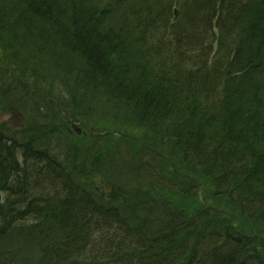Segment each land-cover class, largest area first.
<instances>
[{
	"label": "trees",
	"instance_id": "1",
	"mask_svg": "<svg viewBox=\"0 0 264 264\" xmlns=\"http://www.w3.org/2000/svg\"><path fill=\"white\" fill-rule=\"evenodd\" d=\"M0 53V264H264V0H0ZM202 183L233 217L154 213Z\"/></svg>",
	"mask_w": 264,
	"mask_h": 264
},
{
	"label": "rangeland",
	"instance_id": "2",
	"mask_svg": "<svg viewBox=\"0 0 264 264\" xmlns=\"http://www.w3.org/2000/svg\"><path fill=\"white\" fill-rule=\"evenodd\" d=\"M5 42L7 43V40ZM3 44L5 43L3 42ZM6 56L7 55L5 54L2 55V53H0V71L4 73L8 79H11V80L18 79L17 76H15L16 75L15 72H13L12 74L9 70L6 69L7 66L11 65L10 64L11 60ZM41 91L44 93L47 92L43 89H41ZM48 94H50L52 97L55 94L57 95V101H59V105H60L58 107H57L58 102L54 101L55 98H53L52 100V99H46L43 96L41 97L44 98V101L50 102V103H47L50 107L52 106L51 103L53 104V106L56 105V108L54 107L53 110L55 109V112L59 113L57 119L63 122L61 133L66 134L68 135V137H70L69 142L75 145L77 144L83 145V140H86L87 138L92 137V136L100 137V135H103L107 137L109 140H112V139L131 140L137 148L141 147L145 151L152 152L150 149L154 151V149L150 146V141L152 140L151 137L149 136V134H144L142 130L140 129L136 130L129 126L123 127L119 124H116L104 118L93 117L92 120H90L89 122L80 121V120L76 122L72 116L73 110L69 108L67 102L63 100L59 87L54 85L53 90L51 92H48ZM78 100L79 99H77V103H78ZM61 118L64 119L65 122ZM20 121H21L20 117L13 112H11V114L4 113L2 116H0V122L5 123L11 129L19 127L20 125L18 123H20ZM58 128L60 129L59 126ZM158 152L160 151L158 150ZM160 158L162 159L160 161H163V165L161 164V166L162 168L164 167L165 171L167 170L165 167L175 168L176 165L172 159L168 158L166 155H163ZM94 181H97V179ZM90 182L92 183V180ZM101 184L103 186L102 182H100V185ZM158 187L163 189L161 185ZM193 193L194 194L192 195V197L186 198V199L177 198L173 194L169 192H165L164 190L162 192V196H160L159 198L156 197L154 199V196H151V199L156 201L154 202L155 207L153 206V208L155 209L154 213L158 214V212H160L162 209L161 202L164 203V201L168 200V203L170 205H173L174 207L181 209L185 217L186 216L190 217L191 215H194L198 211L206 209L210 206H212L214 209L216 207L219 210L218 212L219 214H222L223 212H225L227 217L228 216L229 218L233 217L230 214V211L223 209V207L221 206H217V203L215 202L214 193H212L211 186H208L202 183L201 189L200 188L198 189L197 187V190H194ZM140 213L141 215L145 214V211L143 209H140ZM135 223L136 221L131 224H135Z\"/></svg>",
	"mask_w": 264,
	"mask_h": 264
}]
</instances>
